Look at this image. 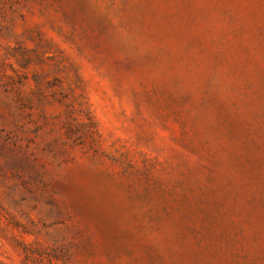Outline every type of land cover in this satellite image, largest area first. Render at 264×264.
Returning <instances> with one entry per match:
<instances>
[{"label": "rangeland", "instance_id": "obj_1", "mask_svg": "<svg viewBox=\"0 0 264 264\" xmlns=\"http://www.w3.org/2000/svg\"><path fill=\"white\" fill-rule=\"evenodd\" d=\"M0 264H264V0H0Z\"/></svg>", "mask_w": 264, "mask_h": 264}]
</instances>
